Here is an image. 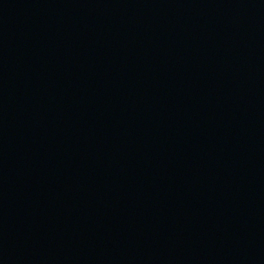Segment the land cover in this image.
<instances>
[{"label": "water", "instance_id": "water-1", "mask_svg": "<svg viewBox=\"0 0 264 264\" xmlns=\"http://www.w3.org/2000/svg\"><path fill=\"white\" fill-rule=\"evenodd\" d=\"M0 264H264V0H0Z\"/></svg>", "mask_w": 264, "mask_h": 264}]
</instances>
